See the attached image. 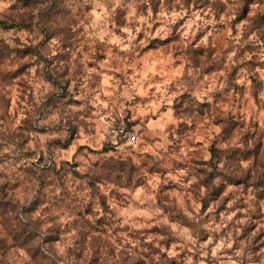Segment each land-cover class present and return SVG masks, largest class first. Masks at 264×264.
I'll return each mask as SVG.
<instances>
[{
    "label": "clouds",
    "instance_id": "1",
    "mask_svg": "<svg viewBox=\"0 0 264 264\" xmlns=\"http://www.w3.org/2000/svg\"><path fill=\"white\" fill-rule=\"evenodd\" d=\"M0 264H264V0H0Z\"/></svg>",
    "mask_w": 264,
    "mask_h": 264
}]
</instances>
